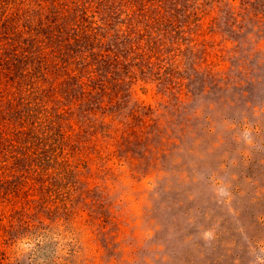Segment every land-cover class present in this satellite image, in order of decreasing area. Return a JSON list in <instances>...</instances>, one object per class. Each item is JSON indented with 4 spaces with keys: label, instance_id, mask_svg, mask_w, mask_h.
I'll use <instances>...</instances> for the list:
<instances>
[{
    "label": "rangeland",
    "instance_id": "374dc122",
    "mask_svg": "<svg viewBox=\"0 0 264 264\" xmlns=\"http://www.w3.org/2000/svg\"><path fill=\"white\" fill-rule=\"evenodd\" d=\"M58 1L31 86L0 27V264H264V0Z\"/></svg>",
    "mask_w": 264,
    "mask_h": 264
},
{
    "label": "trees",
    "instance_id": "16d2710c",
    "mask_svg": "<svg viewBox=\"0 0 264 264\" xmlns=\"http://www.w3.org/2000/svg\"><path fill=\"white\" fill-rule=\"evenodd\" d=\"M14 2L17 3L15 4ZM30 2L34 5V7L36 6L35 9H37V11L28 10L26 4L29 3V0H0V27H3L5 29L6 34L12 31V33L15 32L20 37H25L23 42H21L22 46L18 47L15 45V47L13 46L10 48L9 53L5 52L4 55L6 56V60L4 61V64H6L7 66L9 75L11 74L10 80L16 81V83H21L25 86H31L33 84V80L39 82L36 80H39L40 78V73H38V70L39 67H41L46 62L44 56V47H46V44L49 45V40L65 35L67 31H70L73 35L71 41H73L74 43H76V40L74 39L75 36L81 35L83 33L84 45H88L91 43L95 47L97 45L92 42L94 38L93 36H95V34L90 32H95L93 23L89 22L87 28L84 31H81V33L78 31L77 26L79 25L78 21H80V17L83 20L86 19L85 13H82L84 12V10L80 11L77 9H72V11H69L66 14L67 17L65 18L61 17V15L57 12L59 10L53 11V13L48 11V15L45 16V18H41V12L39 11L42 10L39 9H45L42 4L44 3L43 0H30ZM57 2L59 1L57 0ZM10 6H15L17 8H13L14 12H12V7ZM3 12L8 13L9 17L3 18ZM59 18L64 21L65 26L61 25L60 21H58L54 25V28H50L46 31L43 26L44 22H47V20H49L48 23L53 25ZM16 20H18V22L12 27V24ZM68 26L72 28H68ZM16 27H18L19 31L21 32L15 31ZM87 31H89L88 34H86ZM55 41L59 44L58 40L55 39ZM61 46L63 47V44ZM100 60L102 62H106L108 59ZM115 63L116 61L114 62V64ZM44 70L45 72H47L46 67L44 68ZM11 94L12 93H10V95ZM7 96H9L7 94V91L0 90L1 98H5ZM21 129L22 127L19 125L18 130L15 129L16 134H14V140L11 141L9 145H6L9 147L8 153H14L18 149L16 148L17 146H19L21 143H27L30 141L28 134L22 132ZM10 147H15L14 151Z\"/></svg>",
    "mask_w": 264,
    "mask_h": 264
}]
</instances>
